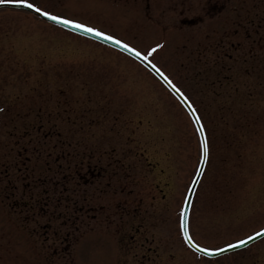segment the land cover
I'll return each mask as SVG.
<instances>
[{
  "label": "rangeland",
  "instance_id": "obj_1",
  "mask_svg": "<svg viewBox=\"0 0 264 264\" xmlns=\"http://www.w3.org/2000/svg\"><path fill=\"white\" fill-rule=\"evenodd\" d=\"M119 4L134 17L121 5L94 10L68 1L47 11L148 53L197 106L209 148L188 219L192 239L215 248L259 229L264 55L232 59L223 76L211 65L199 90L192 49L207 24H231L237 13L208 19L207 0H160L149 19L141 2ZM258 9L251 12L264 24V0ZM17 11L0 9V264H30L35 255V225L17 212V194V206L32 205L34 264H264V239L214 260L184 244L179 213L199 148L187 114L160 82L115 49ZM82 140L99 169L86 184L77 168ZM86 221L100 228L73 239L70 230Z\"/></svg>",
  "mask_w": 264,
  "mask_h": 264
},
{
  "label": "flooded vegetation",
  "instance_id": "obj_2",
  "mask_svg": "<svg viewBox=\"0 0 264 264\" xmlns=\"http://www.w3.org/2000/svg\"><path fill=\"white\" fill-rule=\"evenodd\" d=\"M72 4L78 3L79 6H83L88 9H96L101 6V0H67ZM116 1V0H112ZM132 2H141L142 6L147 12V17L150 19L152 10L159 4L160 0H131ZM32 3H37L43 7L53 6L54 0H30ZM206 17L213 19L221 12L237 13L231 24H207L203 32V37L192 49L193 60L196 61L197 66L191 73L192 80H196V86L199 90L205 91L207 87V79L212 76L213 73L208 71L211 65L218 67L216 75L223 76L225 71H229V61L232 59H239L244 61H253L261 59L264 55V24H262V18L260 14H254L251 11H255L256 8L261 10L262 0H207ZM42 8V7H41ZM245 12V16H244ZM259 20L257 21V19ZM192 19V18H190ZM228 29V31L226 30ZM225 31L224 35L218 37V31ZM235 36H238L236 38ZM251 67V64H250ZM195 105V104H194ZM197 108V106L195 105ZM198 109V108H197ZM243 113V117H244ZM203 124V123H202ZM195 138L196 132L194 131ZM80 148L77 150V168L79 172V179L84 184L89 182V175L97 178L99 172L98 164L95 160L91 163L88 161L85 154V145L83 140L79 143ZM70 142L65 145V156L68 162L73 155V148ZM3 154H0L2 157ZM64 158V157H63ZM1 163V162H0ZM132 165V164H131ZM128 172L129 180H134L133 169L130 166ZM161 190L160 188H158ZM87 214V212H85ZM94 214H92V217Z\"/></svg>",
  "mask_w": 264,
  "mask_h": 264
},
{
  "label": "water",
  "instance_id": "obj_3",
  "mask_svg": "<svg viewBox=\"0 0 264 264\" xmlns=\"http://www.w3.org/2000/svg\"><path fill=\"white\" fill-rule=\"evenodd\" d=\"M0 6H12V7H24V8H27V9L32 10L33 12L41 15L45 19L50 20V21L56 23L57 25H60V26H62L64 28H66V29L72 30V31L77 32L79 34H82L84 36H87V37H90V38H94L96 40H99L101 42H104V43H106L108 45H111L113 47H116V48H118V49H120V50H122V51H124V52H126V53H128L130 55H132L134 58H136L141 63H143L146 67H148L151 71H153L154 74L157 75L165 83V85L173 92V94L182 102V104L188 110L189 114L191 116H194V113H193V110L191 109V106L189 105V103L187 102V100L183 97V95L175 87H173V85H171V83L151 63H149L148 60H145L144 57L141 54L140 55H137V54L133 53L131 51V48L130 47L126 49V48L123 47V44L122 43L121 44H117L115 40H108L105 37L96 35L95 33H90L88 31H86L85 29H79V28H76V27L71 26V25H65L63 23L55 22V21L49 19L48 17H45L42 14V12H37L35 9L27 7L26 4L12 3V2H1L0 3ZM204 161H205V159H202V154H201V160H200V163H199L197 172H196V174H195V176H194V178H193V180H192V182L190 184V187H189V189L187 191V194H186V197H185V200H184L183 208H182V211H181L180 226H181V221L183 220L184 223H185V225H186V227H187V213H188V209H189L190 200H191V197H192L194 188H195V186L197 184V181L199 179V176L201 174V171L203 169ZM185 209H186V211H185ZM181 231H182V235H183V238H184L185 242L192 249H194L197 252H200L202 254L208 255V256H215V255H219V254H222V253H225V252H229V251L238 249V248H240L242 246H245V245L251 243L252 241H254V240H256V239H258V238H260L261 236L264 235V234H261V235H258L257 236V235L252 234L251 235V237H252L251 240H246V238L245 239H242V240H245V243L242 244V245L236 244V242H235V243L231 244V245H236L235 247L228 248V247L225 246L223 248H220V249H222V251L212 250L209 253V252H205L203 250V248H201V247H199V248L194 247L193 246V242H190L187 239V237L184 235V230H183L182 226H181ZM258 232H260V231H258ZM258 232H256V233H258Z\"/></svg>",
  "mask_w": 264,
  "mask_h": 264
},
{
  "label": "snow or ice",
  "instance_id": "obj_4",
  "mask_svg": "<svg viewBox=\"0 0 264 264\" xmlns=\"http://www.w3.org/2000/svg\"><path fill=\"white\" fill-rule=\"evenodd\" d=\"M11 2L20 3V4H26L27 7H29V8H33V9H35L37 12H42V14H43L45 17H48L49 19H51V20H53V21H55V22L63 23V24H65V25H71V26H74V27L79 28V29H85L86 31H88V32H90V33H95L96 35H98V36H102V37H105V38L108 39V40H115L117 44H121V43H123L122 41H120V40L117 39L116 37H113V36L107 35L106 33L101 32V31H99L98 29H96V28H94V27H91V26H88V25H85V24L79 23L78 21H75V20H70V19H66V18L61 17V16L54 15V14L48 12V11H43V10H42L41 8H39L35 3H31L30 0H11ZM123 47L127 49V48L130 47V45L124 43V44H123ZM159 47H161V45L157 44V45H155L154 48L150 49L149 51H150V52H154V51L156 50V48H159ZM131 51H132L133 53L137 54V55H140V53L137 51L136 48H131ZM144 59H145V60H148V56L145 55V56H144ZM149 63H151V62L149 61ZM185 99H186V98H185ZM193 111H195V110H193ZM197 121H199V117H197ZM199 131H200L201 135H203V126H202V125H201ZM201 147H202V159H205V158L207 157V151H208L206 140L202 142ZM185 211H186V209H185ZM181 226H182V228H183V230H184V235L187 237V239H188L190 242H192V238H191V236L188 234L187 227H186V225H185V223H184L183 220L181 221ZM261 234H264V228H262V229L260 230V232H258V233H254V235H257V236H258V235H261ZM251 239H252L251 236L246 237V240H251ZM244 243H245V240H238V241L236 242V244H240V245H242V244H244ZM193 246L196 247V248H199V247H200V245L195 244L194 242H193ZM235 246H236V245H231V244H230V245H226V247H228V248L235 247ZM203 250H204L205 252H209V253L212 251V250H210V249H208V248H205V249H203ZM215 251H222V249H215Z\"/></svg>",
  "mask_w": 264,
  "mask_h": 264
}]
</instances>
